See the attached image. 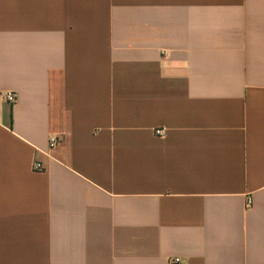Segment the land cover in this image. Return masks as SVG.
Returning <instances> with one entry per match:
<instances>
[{
  "label": "crops",
  "instance_id": "0c3cea01",
  "mask_svg": "<svg viewBox=\"0 0 264 264\" xmlns=\"http://www.w3.org/2000/svg\"><path fill=\"white\" fill-rule=\"evenodd\" d=\"M173 259L264 264V0H0V264Z\"/></svg>",
  "mask_w": 264,
  "mask_h": 264
},
{
  "label": "built area",
  "instance_id": "2783aa9c",
  "mask_svg": "<svg viewBox=\"0 0 264 264\" xmlns=\"http://www.w3.org/2000/svg\"><path fill=\"white\" fill-rule=\"evenodd\" d=\"M5 99L8 103L13 104L16 101V95L13 92H7L5 93ZM156 135L159 137H163L165 135V131L164 130H157L156 131ZM59 143V139L57 137H51L50 141H49V146L50 148H55ZM35 170H41V165L36 163L35 164ZM253 206V200L250 196H247L245 198V203H244V209L245 211L251 209ZM181 260L180 259H173L171 261V264H180Z\"/></svg>",
  "mask_w": 264,
  "mask_h": 264
}]
</instances>
